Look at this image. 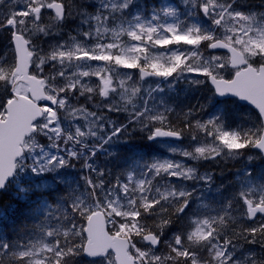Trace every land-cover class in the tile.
Segmentation results:
<instances>
[{
	"label": "snow or ice",
	"instance_id": "1",
	"mask_svg": "<svg viewBox=\"0 0 264 264\" xmlns=\"http://www.w3.org/2000/svg\"><path fill=\"white\" fill-rule=\"evenodd\" d=\"M256 161L264 0H0V264H264Z\"/></svg>",
	"mask_w": 264,
	"mask_h": 264
},
{
	"label": "trees",
	"instance_id": "2",
	"mask_svg": "<svg viewBox=\"0 0 264 264\" xmlns=\"http://www.w3.org/2000/svg\"><path fill=\"white\" fill-rule=\"evenodd\" d=\"M129 143L135 145L141 152L146 153L149 150L145 141H143L139 135L131 138ZM121 150L123 151V149ZM255 163L258 166V171L260 168H264V163L260 161H256ZM217 172H219V169H217ZM69 173H72V170H69ZM226 175L230 176V173H226ZM220 179H222V177L218 176L217 182H219ZM21 203L22 202L16 201L11 195L0 194V232L9 236L14 234V225L18 222Z\"/></svg>",
	"mask_w": 264,
	"mask_h": 264
},
{
	"label": "rangeland",
	"instance_id": "3",
	"mask_svg": "<svg viewBox=\"0 0 264 264\" xmlns=\"http://www.w3.org/2000/svg\"><path fill=\"white\" fill-rule=\"evenodd\" d=\"M196 95H200V93H197Z\"/></svg>",
	"mask_w": 264,
	"mask_h": 264
}]
</instances>
